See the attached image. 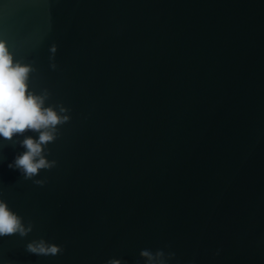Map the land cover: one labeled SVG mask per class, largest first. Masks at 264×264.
Masks as SVG:
<instances>
[{"label": "water", "instance_id": "obj_1", "mask_svg": "<svg viewBox=\"0 0 264 264\" xmlns=\"http://www.w3.org/2000/svg\"><path fill=\"white\" fill-rule=\"evenodd\" d=\"M0 41L67 117L30 178L0 140V264H264V0H0Z\"/></svg>", "mask_w": 264, "mask_h": 264}, {"label": "clouds", "instance_id": "obj_2", "mask_svg": "<svg viewBox=\"0 0 264 264\" xmlns=\"http://www.w3.org/2000/svg\"><path fill=\"white\" fill-rule=\"evenodd\" d=\"M31 71L30 65L15 61L6 43L0 41V140H12L26 130L38 132L35 139L25 136L20 141L25 151L7 165L21 172L26 179L35 175L38 169L50 166L41 155L42 145L54 139L55 126L67 119L58 116L52 108L44 107V98L29 89ZM25 231L20 217L0 200V238L16 234L23 236ZM27 249L33 253L54 254L58 251L56 246L46 250L28 245Z\"/></svg>", "mask_w": 264, "mask_h": 264}]
</instances>
